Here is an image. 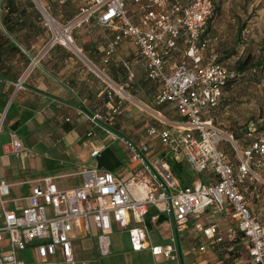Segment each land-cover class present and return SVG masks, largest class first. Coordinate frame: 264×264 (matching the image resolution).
<instances>
[{"label": "built area", "instance_id": "built-area-1", "mask_svg": "<svg viewBox=\"0 0 264 264\" xmlns=\"http://www.w3.org/2000/svg\"><path fill=\"white\" fill-rule=\"evenodd\" d=\"M140 21L134 22L127 0H88L71 20L61 21L51 14V6L35 0L44 24L50 31L48 47L61 45L84 56L76 43L74 30L95 17L102 25L117 32L106 48V59L123 40L132 41L145 60L148 77L158 86V103L173 102L184 121L171 120L160 112L156 119L161 126L148 128L150 136H158L166 146L164 156L149 161L151 147L138 146L132 139L112 129L115 117L132 100L128 81L118 83L102 74L108 86L109 111H98L89 118L103 128L112 140H121L131 153V161L142 166V175L125 179L113 171L84 167L82 182L61 188L53 176L34 180L26 197V206L9 207L11 184L0 178V264H77L73 238L75 229L94 235L101 256L112 252V234L118 227L129 233L134 250L149 248L152 255L182 264L177 233L189 228L191 219H199L209 209L229 212L233 220L224 230L218 222L197 221L200 233L191 251L205 253L232 242L240 244L249 255L248 264H264V222L251 212L246 195L239 189L253 172L251 163L256 155L264 157V131L244 151L238 169L221 147L223 141L235 144L233 134L207 117L216 108L225 85L241 73L208 56L211 44L207 33L213 13V0H134ZM181 38H185V57L170 62ZM42 56L34 58L37 63ZM16 86L22 88V81ZM92 133L90 132L89 135ZM19 154L23 145L12 133L9 148ZM99 149L92 152L98 155ZM169 157L186 161L197 173H209L208 181L196 179L182 185L171 171ZM264 164V160H261ZM33 182V181H30ZM156 207L174 221L177 233L166 244L150 239L147 215ZM95 230V231H94ZM94 264H100L99 260ZM229 264H238L233 260Z\"/></svg>", "mask_w": 264, "mask_h": 264}, {"label": "crops", "instance_id": "crops-1", "mask_svg": "<svg viewBox=\"0 0 264 264\" xmlns=\"http://www.w3.org/2000/svg\"><path fill=\"white\" fill-rule=\"evenodd\" d=\"M40 1L49 4L51 14L63 22L73 19L84 5L80 0ZM78 2L82 5L78 6ZM131 16L134 18L133 14ZM138 16L140 21V15ZM116 32L111 26L99 24L95 17L90 23L76 27V43L84 51V56H80L61 45H46L50 31L44 24L35 0H0V178L11 184L9 207L26 206V197L31 192L32 185L36 183L34 180L43 176H53L59 187L71 188L81 184L80 171L84 167L113 171L125 179L142 175V166L132 162L131 155V165L127 166V160L121 159L117 151L110 146L108 141L111 138L103 124H94L89 118L98 111H109L111 102L107 93L108 86L102 74L114 82L122 83L128 81L129 74L132 73L133 84L136 83L137 90H143L140 82L148 80L145 60L130 40H123L110 55L109 61H105L107 45L114 39ZM185 51L186 41L181 38L170 62L182 59ZM222 52L211 38L204 61L206 62L212 54L219 59ZM38 55L42 57L33 64ZM224 64L229 66L227 62ZM19 81H22L24 87L16 86ZM241 86L243 83L240 84L239 81L226 86L219 105L206 116L222 124L228 122L231 130L239 136L238 142L242 151H245L250 148V138L246 136L244 128L247 117L252 114L249 111L251 103H237V91ZM145 96L148 100L153 97L151 92H147ZM166 109L170 112V115H167L162 111L166 118L184 121L172 105L166 104ZM153 110L159 111L155 108ZM128 115H139V112L136 109L131 110ZM154 117L156 118V114ZM156 125L161 126L159 121ZM112 127L123 135V117L117 115ZM13 132L23 145L19 154L9 148ZM137 138L141 140L140 136ZM145 144L149 145H142ZM221 147L227 149L229 142H222ZM95 149L100 152L93 156ZM237 157L236 160L230 156L236 169L242 156L238 153ZM261 160H264V157L255 156L251 163L253 172L239 185V189L246 195L252 213L264 221V164ZM197 176L194 180L208 181L213 178L209 173H198ZM160 214L163 213L158 208L151 207L148 224L150 228L158 229L161 242L155 243L151 235L149 237L155 244H166L170 236L177 232L174 221H159ZM223 214L233 222L228 211ZM198 221L205 224L218 222L215 218L209 222L203 218ZM219 224L222 230L227 227ZM187 230L188 228L177 233L182 264H205L206 260L203 258H207L208 253L214 252L218 255L223 249L241 252L237 256L226 253L229 259L227 264L233 260L238 264H248L249 255L246 249L230 241L219 246L216 251L192 252L191 245L197 240L193 238L189 241L188 237L184 238ZM126 233L128 243L125 244L127 248L119 251L122 253L112 248L111 254L101 256L94 235L85 230H73L70 236L73 238L77 264H94L97 260L100 264H162L170 261L161 256H153L148 247L134 250L129 233ZM198 235L199 232L195 234L196 237ZM80 241L84 245H81ZM129 252H133L134 256L129 258Z\"/></svg>", "mask_w": 264, "mask_h": 264}, {"label": "rangeland", "instance_id": "rangeland-1", "mask_svg": "<svg viewBox=\"0 0 264 264\" xmlns=\"http://www.w3.org/2000/svg\"><path fill=\"white\" fill-rule=\"evenodd\" d=\"M80 2L85 4L88 0H80ZM82 4L79 2L77 3L78 6H81ZM215 5H220L221 11L219 16L213 20L212 25L210 26L209 37L212 38V42L217 48H219V50H223L219 59L223 61V63L227 62V64L229 63V66L236 68L239 59H245L248 55H251L252 57L245 67L244 77L239 80V83H243V86L237 91L239 93V100H237V103H251L249 111L252 115L247 117L245 125H250L251 128H253V126L256 128L258 127V130L255 133L256 135H262L264 131V67L258 69L257 72L251 71V68L261 54L264 57V52L261 49L264 42V0H214V6ZM127 6L131 14L134 16V22L138 23L139 14L136 4L133 0H127ZM240 26H243L244 28L241 31H239ZM140 83L142 84L143 90H137L136 83L128 89L133 95V98L132 100H127L123 114L120 115V117H123V124L125 126V128L121 130L123 135L132 138V140L139 146L140 144L148 143L151 146V151L147 154V157L150 161H153L156 157L164 156L167 152V148L160 141L158 136L152 137L148 134V128L151 126H157L156 123L158 122L154 117L158 112L153 110L154 107L158 106L156 100V85L149 80ZM147 92H151V95L153 96L149 100L145 96ZM135 109L139 112V115H128L131 110ZM224 122H226V120ZM252 123L255 124L251 125ZM222 126L231 133V127L228 126V122L225 124L223 123ZM138 136L141 137V140L137 138ZM108 143H110V146L117 151L118 156L121 159L127 160L128 163H125L127 166L131 165L129 157L131 153L127 148V150L125 149L126 146L123 141H113L110 139ZM223 149L229 154V156L236 160L238 159V153L241 156L244 155V151H242L240 147V142L237 140L235 144L229 142V147ZM197 174V172H194L195 178L198 177ZM223 215L222 212L215 211L211 208L202 215V218L205 219L206 222L215 218L225 227L231 223V220L227 219V217L225 218ZM202 218L193 219L190 222L191 226L183 235L184 238L188 237L189 241L193 240V238L194 240H197L195 234L198 232L195 230V224L198 220H202ZM191 227L193 230H191ZM150 229V235L154 242H161L158 235V229ZM80 243L81 245L83 244L82 241H80ZM127 243L128 239L126 231L115 227L114 233L112 234V248L118 252L121 250L123 251V248H127L125 246ZM229 252L233 253L235 256L241 254V252L238 251L234 252L223 249L218 255L214 252L208 253L207 258H203V260H206L204 261L205 264H215L216 262L219 264H227L229 259H227L226 253ZM132 255L134 256L133 252L128 253L129 258L132 257ZM217 256L219 258H217ZM176 263V261L170 260L162 264Z\"/></svg>", "mask_w": 264, "mask_h": 264}, {"label": "trees", "instance_id": "trees-1", "mask_svg": "<svg viewBox=\"0 0 264 264\" xmlns=\"http://www.w3.org/2000/svg\"><path fill=\"white\" fill-rule=\"evenodd\" d=\"M134 1V0H133ZM185 2H187L186 0H185ZM213 2H214V0H213ZM134 3H135V1H134ZM136 4V3H135ZM137 5V4H136ZM128 7V6H127ZM220 11H221V7H220V5H215L214 6V9H213V13H212V15H211V17H210V19H209V22H208V29H207V33L208 34H210V26L212 25V22H213V20L216 18V17H218L219 16V14H220ZM242 29H244L243 28V26H240L239 27V31H241ZM261 49H262V51L264 52V42H263V45L261 46ZM185 57V56H184ZM183 57V58H184ZM182 58V59H183ZM252 57H251V55H248V57L247 58H245V59H239L238 60V62H237V64H236V68H234V69H236V70H238L240 73H241V75H240V77L239 78H237L236 80H231L230 82H228L226 85H225V87L226 86H228V85H230L231 83H235V82H238L240 79H242L243 77H244V74H245V67H246V65H247V63L249 62V60L251 59ZM181 60V59H180ZM220 62H223V61H221L220 59H218ZM230 67V66H229ZM264 67V57H263V55L261 54L257 59H256V61L254 62V66L251 68V71H253V72H257L258 71V69H260V68H263ZM231 68V67H230ZM146 74H147V72H146ZM147 78H148V80H150V81H152L149 77H148V75H147ZM155 85H156V95H157V91H158V86H157V84L154 82V81H152ZM131 86H133V80H131V83H130V87ZM129 87V88H130ZM224 87V88H225ZM128 88V89H129ZM223 92H224V89H223ZM157 100V99H156ZM158 103V102H157ZM166 104L169 106V105H172L173 106V108H176V105L173 103V102H165V103H158V106L157 107H154L155 109H158L159 111H157V112H160L161 114H162V111H163V113H167V115L169 114L170 115V112H169V110L168 109H166ZM124 105H126V102H125V104ZM125 107V106H124ZM171 107V106H170ZM125 109V108H124ZM176 110H177V108H176ZM123 114V113H122ZM264 116V115H263ZM215 122H216V120H215ZM259 123V122H258ZM219 124V123H218ZM222 124V123H221ZM220 124V125H221ZM255 123H252L251 125H254ZM223 125V124H222ZM221 125V126H222ZM246 126V125H245ZM112 127V126H111ZM263 128V127H262ZM112 129H113V127H112ZM115 132H117L115 129H113ZM258 130V127L256 128L255 126H253V128H251V126L249 125V126H246L245 128H244V132H245V134H246V136L248 135L249 136V138H250V141H249V143H250V145L253 143V141H255L257 138H259L260 137V135H256V131ZM118 133V132H117ZM119 134V133H118ZM231 134H233V136H234V138H236L235 140H237L238 141V138H239V136H238V134L236 133V132H234V131H232L231 130ZM120 136H125V135H122V134H119ZM126 137V136H125ZM224 142V141H223ZM169 161H170V164H171V171H172V173H173V175L176 177V178H178L179 180H180V182H181V184L182 185H187V184H190V183H192L193 181H194V179H195V177H194V170L190 167V165L186 162V161H184V160H177V159H175V158H173V157H169ZM196 173V172H195ZM204 181H206V180H204ZM248 206H249V204H248ZM250 208V207H249ZM251 210V209H250ZM252 212V211H251ZM254 215V214H253ZM151 218V216L148 214L147 215V221L149 222V224H150V221H149V219ZM258 218V217H257ZM259 219V218H258ZM165 220H167V217H166V215H164V214H160L159 215V221H161V222H163V221H165ZM260 221H262V222H264L263 220H261V219H259Z\"/></svg>", "mask_w": 264, "mask_h": 264}]
</instances>
